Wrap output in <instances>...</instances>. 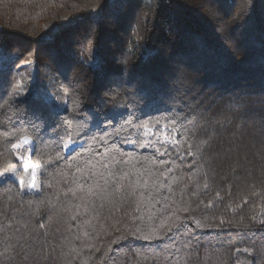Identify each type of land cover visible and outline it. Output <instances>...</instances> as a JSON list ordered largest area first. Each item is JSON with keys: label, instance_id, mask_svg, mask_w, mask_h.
Returning <instances> with one entry per match:
<instances>
[{"label": "trees", "instance_id": "trees-1", "mask_svg": "<svg viewBox=\"0 0 264 264\" xmlns=\"http://www.w3.org/2000/svg\"><path fill=\"white\" fill-rule=\"evenodd\" d=\"M46 32L50 35L36 43ZM226 36L230 38L226 40ZM0 48L6 54L0 65V125H4L0 131H13L9 127L15 116L11 101L30 88L34 106L55 126L53 109L42 104L44 89L25 80L17 68L22 60L33 61L38 79L43 75L53 78V86L65 99V121L73 137L88 127V113L98 101H104L107 109H131L142 103L143 93L164 91L179 62L189 76L198 77L196 89L204 96L234 89L255 93L252 100L257 115L246 122L234 121L217 134L211 149L215 159L209 161L205 156L201 160L197 154L194 168L178 160L173 165L169 211L157 206L151 215H160L153 222L147 209L136 210L135 200L110 197L81 222V247L69 244L65 251L71 249L76 257L73 264H264V234L260 232L240 236L237 227L226 226L222 244L212 237L211 246L191 253L177 251L187 242L182 230L167 233V227L178 222L177 217H191L186 220L189 232H200L193 222L197 218L211 224L224 219L241 226L264 210V130L259 119L264 116L260 104L264 92V0H212V4L207 0H0ZM7 54L17 58L9 60ZM197 134L206 138L199 130ZM28 135L20 131L12 142ZM79 138L91 143L90 136ZM42 139L28 161L40 164L38 180L46 186L39 192L21 194L16 179L1 178L0 210L23 205L34 211L42 202L55 205L63 197L62 181L72 179L68 165L74 170L79 157L64 153L51 133H44ZM190 142L186 135L179 150L186 151ZM77 147L85 151L79 144ZM123 147L131 154L130 145ZM60 155L67 159L57 167ZM148 155L146 152L145 157ZM193 159L188 157L189 162ZM22 164L10 143L0 136V172L13 165L15 177H21ZM150 166L151 161L145 159V167ZM68 203H72L71 197ZM40 211L47 209L42 206ZM47 214L67 224L65 217ZM137 229L140 234L163 239H138L133 235ZM229 234L238 238L228 242ZM71 235H76L75 230ZM237 249L242 251L237 253ZM169 254L172 259H167ZM13 255L10 251L4 254L0 246V264H13Z\"/></svg>", "mask_w": 264, "mask_h": 264}, {"label": "snow or ice", "instance_id": "snow-or-ice-1", "mask_svg": "<svg viewBox=\"0 0 264 264\" xmlns=\"http://www.w3.org/2000/svg\"><path fill=\"white\" fill-rule=\"evenodd\" d=\"M207 2L212 4V0ZM56 27L61 28L63 25ZM49 35L50 32L44 33L36 43L44 41ZM225 38L227 40L230 36ZM5 55L4 50L0 48V65ZM7 55L9 60L14 61L17 58L14 54ZM19 67L18 65L17 68ZM197 83L198 77L189 76L183 63L179 62L172 69L166 89L152 94L143 93L140 96L142 103L134 108L129 109L125 106L118 109L114 106L107 109L104 101H98L95 109L88 113L89 119L86 121L88 127L76 137L72 136L65 121L66 106L57 102L51 94H43L42 104L53 109L52 115L56 117L55 126L34 106L36 101L31 88L24 95L17 96L11 101L15 116L9 127L13 131H0V136L10 143L15 158L23 162L24 172L27 173L31 168L30 181L26 183L24 177L18 178L21 194L39 192L46 186L44 181L38 180L37 169L40 168V164L27 162L31 159L37 142H44L42 139L44 133L54 135L64 153L67 155L76 153L79 157L74 170L72 164L68 165V176L72 179H63L64 194L55 205L42 202L34 211L25 210L23 205L20 208L12 205L7 212L0 210L2 217L0 246L3 247L4 254L8 251L14 254L11 257L13 264L15 261L19 264L62 262L73 264L76 257L71 255V249L67 252L65 249L69 248V244L72 248L81 247L83 244L79 235L81 222L102 208L110 197L119 195L122 200H135L136 210L139 212L147 209L150 213L149 219L153 222L160 215L159 213L151 215L157 206L163 207L165 212L169 211L171 208L169 197L172 192L170 178L177 160L181 165L191 169L194 168L197 154L201 160H204L205 156L209 161L215 159L216 153L211 149L216 142L217 134L234 121L246 122L257 115L252 100L255 93L234 89L219 96H204L196 89ZM209 87L215 92L213 85ZM260 96L261 110L264 111V92ZM218 100L220 103L217 107ZM83 110L84 105L81 104V111ZM259 119L261 129L264 130V116H260ZM3 127L4 125H0V128ZM198 130L206 138L202 139L201 135L197 134ZM20 131L29 135L18 142H12ZM186 135L191 142L187 144L186 151H180L179 146ZM81 136H90L91 143L88 140H80ZM77 144L85 151L81 152ZM123 145L131 146V154ZM146 152L149 154L147 157ZM67 155L57 157V167L60 162L67 159ZM161 157L164 159H160ZM188 157L194 159L189 162ZM145 159L151 161L150 167H145ZM9 175H16L13 165L0 172V178ZM205 187L208 185L205 184ZM69 197L72 200L71 204L68 203ZM42 206L47 209L45 213L40 211ZM207 207H211V204ZM48 211L54 212L56 217H65L67 224L49 216ZM189 219L192 218L177 217L178 222L167 227L169 234L174 231L179 233L181 230L186 234L187 242L177 251L191 253L200 247L211 246L212 237L222 244L226 236L224 231L226 226L237 227L240 236H247L249 233L254 236L256 232L264 234V210L260 217L253 216L249 223H242L241 226L232 225L224 219L211 224L197 218L193 222L200 232H189V225L186 222ZM73 230L76 233L74 236L71 235ZM133 235L146 241L163 239L160 236L140 234L139 229ZM237 238L229 234L228 242ZM172 243L175 246L174 240ZM236 251L239 253L242 250ZM248 254L252 255L251 252ZM167 259H172L171 254Z\"/></svg>", "mask_w": 264, "mask_h": 264}, {"label": "rangeland", "instance_id": "rangeland-1", "mask_svg": "<svg viewBox=\"0 0 264 264\" xmlns=\"http://www.w3.org/2000/svg\"><path fill=\"white\" fill-rule=\"evenodd\" d=\"M19 66H20L19 69H21V73H22L23 77L25 78V80L36 82V85H41L42 89H44V93L51 94L57 102H59L60 104L65 106L64 97L53 86L54 85L53 78H51L50 76L43 75L42 77H40L38 79V75L34 76V74H33L34 68H33V61L32 60H22L19 63ZM27 162L29 163L28 160H27ZM22 168H23V164H22ZM7 177L12 178V179H16V181L18 183L19 177L17 178V177L12 176V175H9ZM22 177H24L26 183L28 181H30V179H31V168H29V171L27 173L24 172Z\"/></svg>", "mask_w": 264, "mask_h": 264}]
</instances>
